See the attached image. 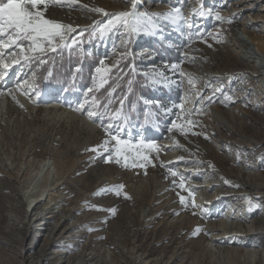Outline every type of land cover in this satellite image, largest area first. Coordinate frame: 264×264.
I'll use <instances>...</instances> for the list:
<instances>
[{
	"label": "rangeland",
	"instance_id": "obj_1",
	"mask_svg": "<svg viewBox=\"0 0 264 264\" xmlns=\"http://www.w3.org/2000/svg\"><path fill=\"white\" fill-rule=\"evenodd\" d=\"M133 4L138 15L148 14L141 31L128 34L117 25L111 32H100L99 28L113 19L112 14L132 11ZM249 4L250 8L245 7ZM93 8H102L109 15L92 11ZM177 8L186 19L167 15ZM191 8H195V20H191ZM260 10L264 14V0H76L75 3L65 0L61 5H50L46 13L48 18L70 24L77 32L70 34L66 46L46 52L41 57L46 63L21 59L19 64L8 69V80L0 81L3 93L0 95V165L11 173L7 183L15 188L12 193L0 184V201L8 200L2 208L0 203V264H38L36 251L49 236L52 227L44 223L50 219L33 223L35 210L29 212L28 217L15 210L24 202L26 208L33 201L35 203V197L30 196L42 189L47 178L50 182L43 187L46 191L41 204H48L47 195L58 176L55 162H65L71 175L64 176L61 201L53 206L56 210L76 209L67 222L63 223L62 218L61 230L68 224L77 225L59 243L47 246L42 264L57 262L60 256H56V251L62 253L63 264H161L166 263L169 256L174 257L173 252L179 245H184L179 252H189L192 243L200 241L209 249L204 252L206 262L232 263L230 251L237 245L214 243L211 236L221 234L222 222L228 228L237 226L233 235L239 229L245 232L259 224L261 220L253 212L264 208V199L252 196L255 191L235 176L230 167L248 162L258 165L264 173V158L240 151L241 143L234 142L233 137L239 136L236 129L223 128L219 134L217 130L211 131L208 115L186 104L187 77L173 66L179 65L185 74L196 78L203 97L210 98V105L203 108L227 106L238 119L245 121L249 131L243 146L252 147L258 140L255 152L264 155V117H260L258 107L261 101L239 89V85H248L258 90L264 72L253 74L244 65L234 68L226 59L210 62L211 52L223 47L233 29L242 30V39L250 40L240 20ZM217 12L227 17L228 30H218L221 20L216 19ZM261 19L264 27V18ZM81 31L82 37L79 36ZM72 38H76L75 44L71 43ZM15 51V48L6 50ZM94 53L99 55L97 60L88 61ZM121 53H124L123 58ZM101 60L111 71L107 74V83L97 88L96 68L100 67ZM39 74L42 75L40 87L28 81ZM24 77L32 86L25 95L40 107L37 113H29L18 102L15 87L21 80L25 81ZM9 89L12 95L8 94ZM89 89L93 91L89 93ZM143 90L148 93L143 94ZM64 92H71L73 100L59 108L88 117L86 112L75 110L87 101L85 108L90 107L97 113L94 118L88 117L95 128L80 119L69 122L65 118L55 121L44 117V107L55 108L53 102L60 100V93ZM182 103L184 111L179 108ZM191 109L195 111L188 115ZM186 115L194 121L190 131L181 132L172 127L174 122L184 124ZM13 130L20 132L14 135ZM109 132L132 145H139L149 162L139 160L138 166L125 167L121 159L117 164L115 142L111 141ZM250 133L255 139L249 137ZM105 139L110 140L108 152L103 148L97 152L88 150L102 145ZM18 141L26 153L24 156L16 147ZM149 144L157 147H146ZM232 146L236 159L228 155L231 151L228 147ZM110 155L113 159L107 162ZM43 159L48 162H39ZM38 162L43 168L34 170ZM31 164L35 166L32 168ZM26 170L27 174L23 175ZM5 177L0 171V180ZM121 184L124 188L117 194L116 186ZM261 191L264 194V190ZM240 195L246 199L241 204L249 215L231 218L236 214L234 206ZM181 197L185 198L184 203ZM193 198L198 205L196 208L191 206ZM247 198L252 199V206ZM110 209H115V213ZM252 214L256 217H250ZM51 221L57 223L56 218ZM213 224H217L216 229L207 232L206 228L213 229ZM28 225L37 227L34 233L38 241L26 233L20 245L17 238L24 237L23 228ZM197 226L203 231L193 235ZM244 251L246 255L236 258L241 264H264V236ZM176 262L179 264L180 260Z\"/></svg>",
	"mask_w": 264,
	"mask_h": 264
},
{
	"label": "bare ground",
	"instance_id": "obj_2",
	"mask_svg": "<svg viewBox=\"0 0 264 264\" xmlns=\"http://www.w3.org/2000/svg\"><path fill=\"white\" fill-rule=\"evenodd\" d=\"M240 4H241V6H243V3H240ZM246 6H248L250 8L251 5L250 4L245 5V7ZM262 13H263L262 10H260V12H257V14H255V15L249 13L247 15V17L240 20V25L243 27V32H245L247 34L248 38L250 39L249 41L245 40L244 38L242 39V35H241L242 30L238 31L239 29H237V28L233 29L230 32V36H228V39L226 40L223 47L218 48L215 51L213 50V52H211L210 62H216L217 61L219 63L220 59H226L230 62V64L233 65L234 68L235 67L237 68L241 65H244L247 67L248 71H251V73H253V74L256 73V74L260 75L261 71L264 72V69H263L264 68V27L260 23L262 20L261 17L264 18V14H262ZM189 14H190V17H192L191 20L196 19L194 17L195 16V8L194 9L191 8L189 10ZM220 15L222 17H224V19H222L221 23L219 22V25H217L218 27L217 26L216 27L218 28V30H223V29L228 30L229 28L226 25V22H227L226 18L227 17H225L223 14H220ZM222 21H224V22H222ZM218 57H220V58L218 59ZM210 71H212V69H210ZM9 72H10V70H8V73ZM8 77L9 76H6V78L3 81L4 82L7 81ZM23 79H25L27 81V77H24ZM35 80H36V76H31L28 81L32 84H35L36 86H39ZM196 84H197V82H196ZM259 85L260 86H259L258 90L257 89L254 90L253 88H250L248 85H243V86L239 85L240 88L239 87L238 88L243 93L246 91L251 95L257 96V98L261 101L258 104L260 117H264V76H263L262 81H260ZM188 86H189V88L186 91V93H187L186 94V96H187L186 102L187 103L186 102L185 103L189 107H192L194 105L198 111H202L205 113V115H208V117L211 120V125L209 126L210 129H212L211 131L217 130L216 133L219 134L223 128H233L234 130L236 129V132L239 133V136H237L235 134L233 137L235 138L234 142L239 141L241 143L240 145L242 147L240 146V151L243 154L248 153L255 158L258 157V159L260 157L264 158L263 153L255 152V150H256L255 147H257V148L259 147L258 140H256L255 144L252 147L243 146V142L245 141L244 138L247 135V132L249 131V126L245 123V121L238 119L235 116V114L232 113L227 108V106H226V108H225V106L221 107L218 105L217 106H211L208 108H203L204 105H210V104H208V100H210L209 97L208 96L203 97L202 92L199 90L201 88H199V89L197 88L199 90V95H198L197 91L195 89H192L189 84H188ZM15 91L18 94L17 95L18 99H19L18 102L20 104H22V106L24 105L29 113H34V112L37 113L39 111L40 107L38 108L36 104H33L30 101L31 99L29 100L26 97L23 89H17L15 87ZM60 96H61L60 100H55L52 104V105H54L55 108H51V106L50 107L49 106L44 107L43 110H44V117L45 118H47L49 120L54 119L55 121H56V119L59 120L61 118L62 119L65 118L69 122L76 121L77 119H80L83 123L87 124V126L89 125L90 128H92V129L95 128V124L88 117L81 116L80 114L73 112V110H66V109H60L59 108V106L61 104H65V103L67 104L68 102H72L73 99H71V98L73 97V95L71 94V92L60 93ZM18 132H20V131H16V130L12 131V133H14V135H17ZM252 132L254 133V131H252ZM4 136L6 139H8L6 137L7 135H4ZM239 137H240V139H239ZM249 137L254 138L253 135H251V133H250ZM16 147H17L18 151H20V153H22L23 156L26 155V153L23 152V149H22L19 141H18ZM233 147L234 146L228 147V148L231 149ZM235 154H236V152L234 153L233 149H231L230 153H228V155H230V157H232V159H236ZM39 162H48V161L43 159ZM39 162L36 166L33 164H31L30 166L31 167L35 166V168L32 167L34 170L35 169L41 170L40 167H42L41 166L42 164ZM30 163H32V162H30ZM55 163H56L55 167L58 170V176H57L56 181L52 184L53 188H51L49 190L50 194L47 195L48 204L43 205V204H41V202L43 201V196H44V193L46 191L43 189V187H47L48 182H50L49 178L44 180L42 189L34 191V193H32V195L30 196V197H35V203L33 201L32 203L28 204V208H26L25 207L26 203L24 202L20 206V208L15 210L16 212L22 211L23 213H26L27 217L29 216V212H32L33 210H35V213L33 216L35 221L34 222L30 221L33 223L37 222L40 219H50L48 221L46 220V222L44 223L45 225H50L52 227L50 229L49 236L46 238L44 245L40 246V248L37 249V251H36L35 257L37 258L36 261L38 262V264H42L41 262H43V260L45 261V252H46L47 246L50 244L59 243L61 241V238L66 237L65 234L71 232V230H73L74 227L77 225L76 223H73L71 225L68 224L61 230V228L63 227V223L67 222V220L72 218V216L74 214L73 211H75L76 209L73 210V209H69V208H67V209L61 208V209L56 210L55 207L53 206V205H58V203L61 201V199H60L61 194H62L61 188H62L63 184L66 182V180L65 181L63 180L64 176L66 174L71 175L70 174L71 171H70V169H67L65 162H55ZM43 166L45 167V164ZM230 168H231L232 172L236 173L235 176L237 175L240 179L242 178L244 181L243 183L248 184L252 188V190L255 191L253 195L251 194L252 196L255 195V197H257L258 200H260L261 198L264 199L263 191H261V189L264 190V173L260 171V167L258 165L249 164L248 162H239L237 165H231ZM43 170L44 169H42V171ZM0 171H2V173H4V175L6 176L5 179L0 180L1 181L0 184L3 186L4 190L11 191L12 193L15 192L14 191L15 188H13L11 185L9 186V184L7 183V179L11 178V176H12L11 173L6 172V170L4 171V169L1 165H0ZM25 172L27 174V170L23 172V175L25 174ZM38 173H41V171ZM18 176H20V175L18 174ZM242 179H241V181H242ZM20 182L21 181L18 180V183H20ZM22 183L24 184V181ZM49 186H50V184H49ZM10 197L13 198L12 195H10ZM236 200H237V202L234 206V208H236V211H235L236 214L234 216L232 214L231 218L238 217L240 219V218H244V217L248 216L249 213L244 211V209L242 208V204H241L243 201L246 200L245 197L243 195H240L239 198H237ZM7 201L8 200L0 201V203H2L1 208L6 206ZM51 203H52V205H51ZM31 206H32V210H30ZM15 208H17V207H15ZM56 212H62L63 214L61 216H59L58 213L56 214ZM255 213L257 214L256 215L257 218H260L261 224L259 222V224H257V225H252L245 232H242V231H240L241 229H239V231L235 232L236 235H233L232 231L235 230L237 226L236 227L231 226L230 228H228V227H225L226 224L224 222H222L221 226L223 227V231L221 232V234L211 236V239L213 240L214 243H218V244L219 243H225V244H229V245H231V244L237 245V247L234 248L235 250L231 249L232 251H230V253L233 254L232 263L226 262L223 264H241L236 259L237 255H239V256L246 255V254H244L245 253V251H244L245 247L253 246V243L256 241V239H258L262 235L264 236V208H257V210L255 209L253 214H255ZM253 214L250 217H256L255 215L253 216ZM55 218L57 219V223L54 224V223H52L51 220H53ZM62 218H64L63 223H61ZM29 225L26 228L25 227L23 228L24 232H25L24 237L23 238H17V242L20 245L25 240L26 233L32 234V239L34 241L35 240L38 241V239H37L38 236L35 235V233H34L37 227L34 226V228H32ZM216 225L217 224L212 225L213 229L206 228V231L208 232V231L215 230ZM239 226H241V222H240ZM29 228H32V229H29ZM242 234H245V235L248 234V235H246V237H244V236H242ZM67 236H69V235H67ZM246 238H248V239H246ZM183 247H184V245H179L178 248H176L177 251L175 250L173 252V253H175L174 257L172 258V256H169L168 261L166 263H163L164 261L162 260L163 262H161V264H176L177 263L176 260L177 261L180 260L179 264H185L188 261H190V262L194 261L195 264H212L213 263V262H211V263L206 262V257H205L204 252L209 250V249H208V247L203 245V241H200L198 243H192L190 249H188L189 252H187V250H182L181 252H179V250H181ZM228 249L230 250V248H228ZM246 253L248 254V252H246ZM56 256H60L59 260H61V262H59V260H58L54 264H63L62 253H59L58 251H56ZM50 264H53V263H50Z\"/></svg>",
	"mask_w": 264,
	"mask_h": 264
},
{
	"label": "snow or ice",
	"instance_id": "obj_3",
	"mask_svg": "<svg viewBox=\"0 0 264 264\" xmlns=\"http://www.w3.org/2000/svg\"><path fill=\"white\" fill-rule=\"evenodd\" d=\"M65 0H0V81H3L8 74V69L14 65L19 64L21 59L25 62H31L33 60L40 61L41 64L46 63L41 57L51 50L55 52L57 48L61 45L66 46L69 41L70 34L76 33L77 28L73 27L70 24H64L55 19L48 18L46 15L50 5H61ZM71 3H75L76 0H69ZM87 7V6H85ZM95 12L104 13L106 16L109 15L102 8H93L91 9ZM203 15L204 13H200ZM209 15L211 11L209 10ZM113 19L109 20L106 24L99 28L101 33L111 32L113 29H116L117 25L123 27L126 33L132 34L141 31L143 27L144 20L147 18L148 14L140 16L135 11V4H133L132 11H123L120 13L112 14ZM159 15V14H156ZM167 15L173 19H186L183 17L181 10L179 8L174 9L173 11L167 13ZM217 20H222V17L218 12L215 14ZM188 27H194V25H188ZM84 35L83 31L79 32V36ZM71 43H76V38L71 39ZM15 48V52H6L8 49ZM121 58H123L124 53H121ZM10 57V58H9ZM119 63V61H117ZM174 70L179 71L181 75H186L187 83L191 86L192 89L197 91L199 95V90L197 89L196 78L191 74H185L179 65L173 66ZM111 70L105 66V61H100V67L96 68V73L98 74V84L97 88L103 87L107 83V74ZM27 86V87H25ZM31 85H28V82L21 81L16 84L17 89H23L25 94H29V89ZM35 91V89H33ZM89 93L93 89L88 90ZM3 93L0 92V95ZM8 94L12 95V90H8ZM36 95H39L36 92ZM15 98V96H13ZM210 99V98H209ZM230 99V98H229ZM88 102L85 101L77 106L75 109L79 112H86L89 118H94L97 116V113L93 112L91 108H85V104ZM93 103H95V97H93ZM184 104L182 103L179 108L181 111H184ZM195 109L188 111V115H191ZM188 115L185 116L184 124L173 123L172 127L179 129L181 132L190 131L191 127L194 124V121L188 118ZM171 130V129H170ZM108 132V129H105ZM111 137V141L115 142L114 152L116 157H118L115 162L117 164L121 163L123 160L125 167H136L138 166L139 160H144L149 162L148 156L143 155L139 150V145H132L129 141L121 139L117 135H112L108 133ZM110 143L109 139H105L102 145L88 149L89 151L97 152L100 148H103L104 152H108V145ZM146 147L156 148L155 144H149ZM129 153L132 155L130 156ZM112 156H108L107 162L112 161ZM131 160V163L129 161ZM140 167H144L143 164H139ZM175 175V173H172ZM181 188L184 187V184L181 183ZM124 185L116 186L117 194H119V189H123ZM125 196L128 197L125 193ZM181 202L184 203L185 198L181 197ZM248 203L252 206V199L247 198ZM191 206L193 208L198 207L195 203V199L191 200ZM259 207V205H256ZM112 213H115V209H110ZM195 214V213H194ZM203 231L202 228L197 226L194 230L193 235H198Z\"/></svg>",
	"mask_w": 264,
	"mask_h": 264
},
{
	"label": "trees",
	"instance_id": "obj_4",
	"mask_svg": "<svg viewBox=\"0 0 264 264\" xmlns=\"http://www.w3.org/2000/svg\"><path fill=\"white\" fill-rule=\"evenodd\" d=\"M97 57H99V55H97V54H92V56H90L89 58H88V61H93V60H97ZM66 69L64 68V71H65ZM88 74H89V71L87 72V76H88ZM36 79H37V82H38V85H39V87H40V85H42V75H38V76H36ZM135 89H138V88H135ZM132 93V92H131ZM146 93H148V91H146L145 92V90H143V94H146ZM131 95V94H130ZM129 95V96H130Z\"/></svg>",
	"mask_w": 264,
	"mask_h": 264
}]
</instances>
